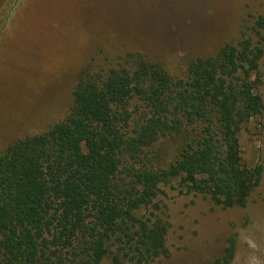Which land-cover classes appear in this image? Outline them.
<instances>
[{"label":"trees","instance_id":"1","mask_svg":"<svg viewBox=\"0 0 264 264\" xmlns=\"http://www.w3.org/2000/svg\"><path fill=\"white\" fill-rule=\"evenodd\" d=\"M251 32L257 42L198 58L184 78L138 54L85 67L66 117L0 154V264H155L169 224L151 210L175 183L244 207L263 178L240 134L264 114V17ZM176 138L170 161L162 144ZM234 254L232 241L215 264Z\"/></svg>","mask_w":264,"mask_h":264},{"label":"rangeland","instance_id":"2","mask_svg":"<svg viewBox=\"0 0 264 264\" xmlns=\"http://www.w3.org/2000/svg\"><path fill=\"white\" fill-rule=\"evenodd\" d=\"M259 17L264 0H0V154L66 117L89 64L138 54L184 78L198 58L244 37L257 42ZM259 87L264 101V58ZM164 141L171 161L180 139ZM240 146L249 170L263 168L248 203L226 209L167 188L151 211L169 224L170 254L155 264H215L232 241L231 264H264V114L244 126Z\"/></svg>","mask_w":264,"mask_h":264}]
</instances>
